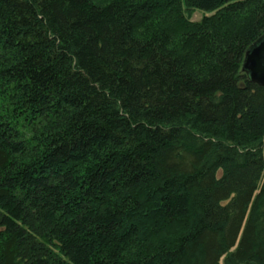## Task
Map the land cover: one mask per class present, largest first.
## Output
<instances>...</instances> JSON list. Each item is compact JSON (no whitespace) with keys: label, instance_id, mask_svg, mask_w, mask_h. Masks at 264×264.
<instances>
[{"label":"trees","instance_id":"1","mask_svg":"<svg viewBox=\"0 0 264 264\" xmlns=\"http://www.w3.org/2000/svg\"><path fill=\"white\" fill-rule=\"evenodd\" d=\"M263 36L264 0H0V264H264Z\"/></svg>","mask_w":264,"mask_h":264},{"label":"water","instance_id":"2","mask_svg":"<svg viewBox=\"0 0 264 264\" xmlns=\"http://www.w3.org/2000/svg\"><path fill=\"white\" fill-rule=\"evenodd\" d=\"M243 70L249 74L251 81L264 86V36L247 50Z\"/></svg>","mask_w":264,"mask_h":264},{"label":"rangeland","instance_id":"3","mask_svg":"<svg viewBox=\"0 0 264 264\" xmlns=\"http://www.w3.org/2000/svg\"><path fill=\"white\" fill-rule=\"evenodd\" d=\"M105 1V0H102ZM208 14L207 11L201 10V9H197L195 11H193L190 15V19L191 21H199L203 18L204 15Z\"/></svg>","mask_w":264,"mask_h":264}]
</instances>
